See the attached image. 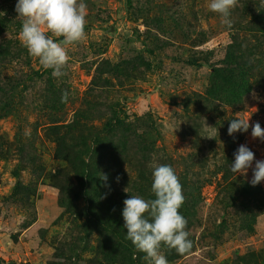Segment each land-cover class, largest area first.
<instances>
[{
	"label": "rangeland",
	"instance_id": "rangeland-1",
	"mask_svg": "<svg viewBox=\"0 0 264 264\" xmlns=\"http://www.w3.org/2000/svg\"><path fill=\"white\" fill-rule=\"evenodd\" d=\"M209 2L85 0L86 38L55 78L19 40L17 0H0V264H148L122 210L155 198L154 163L179 177L193 243L162 249L169 264H264V181L230 170L241 144L264 160V142L227 131L250 115L264 128V6L238 0L228 28ZM117 116L148 127L154 151H108Z\"/></svg>",
	"mask_w": 264,
	"mask_h": 264
},
{
	"label": "clouds",
	"instance_id": "clouds-1",
	"mask_svg": "<svg viewBox=\"0 0 264 264\" xmlns=\"http://www.w3.org/2000/svg\"><path fill=\"white\" fill-rule=\"evenodd\" d=\"M237 6L238 0H210L208 4L209 10L219 14L228 28L233 26L231 15ZM15 11L21 21L19 40L29 55L37 58L44 69H51L53 77L66 75L64 69L69 61L68 47L86 38L85 0H17ZM53 37L62 39L57 41ZM68 99L69 92L64 90L61 103H67ZM250 116L247 119H231L228 135L248 132L251 127V137L264 142V128L259 122L250 125ZM152 169L151 192L155 198L130 195L125 199L123 226L127 229L126 238L138 252L145 254L148 264H169L162 249L175 250L177 254L184 255L193 247L187 230L188 222L179 211L186 198L172 166L154 163ZM249 169L252 170L249 181L252 186L264 181V160H257L255 153L246 144H241L234 153L230 170L233 174L247 176ZM100 179L103 186L110 189L108 175L102 173ZM119 180L117 176L116 182L119 183ZM124 191L128 193L127 188Z\"/></svg>",
	"mask_w": 264,
	"mask_h": 264
},
{
	"label": "trees",
	"instance_id": "trees-1",
	"mask_svg": "<svg viewBox=\"0 0 264 264\" xmlns=\"http://www.w3.org/2000/svg\"><path fill=\"white\" fill-rule=\"evenodd\" d=\"M6 15H2L0 13V24L6 23ZM228 80V79H227ZM144 130V131H143ZM139 131L143 132L139 134ZM110 135H113V140L110 142V149H114L121 153L124 149L131 147V146H138L142 148V154L151 153L154 151L155 144L152 142L151 139L146 141H141L144 139L145 135H149V128H145V126H140L138 123H129L126 119L120 117H114L112 119V123H110ZM80 141L84 140V135L80 136ZM123 149V150H120ZM98 161V159H97ZM192 162V161H191ZM143 167V166H142ZM142 167L139 169L142 170ZM93 170H87L88 174H91ZM100 223H103L105 226L111 227L113 224H117L115 219L107 213H101L98 217L95 216ZM116 231L115 233L118 234L117 227L115 226Z\"/></svg>",
	"mask_w": 264,
	"mask_h": 264
}]
</instances>
